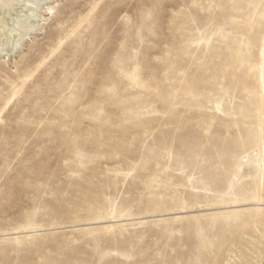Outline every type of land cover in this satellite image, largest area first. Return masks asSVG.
Returning a JSON list of instances; mask_svg holds the SVG:
<instances>
[{
  "label": "rangeland",
  "instance_id": "1",
  "mask_svg": "<svg viewBox=\"0 0 264 264\" xmlns=\"http://www.w3.org/2000/svg\"><path fill=\"white\" fill-rule=\"evenodd\" d=\"M263 43L264 0H0V264H264Z\"/></svg>",
  "mask_w": 264,
  "mask_h": 264
},
{
  "label": "bare ground",
  "instance_id": "2",
  "mask_svg": "<svg viewBox=\"0 0 264 264\" xmlns=\"http://www.w3.org/2000/svg\"><path fill=\"white\" fill-rule=\"evenodd\" d=\"M260 58H259V66H260V69H261V82H262V85L264 86V43L261 47V51H260ZM260 200H259V204H260Z\"/></svg>",
  "mask_w": 264,
  "mask_h": 264
}]
</instances>
